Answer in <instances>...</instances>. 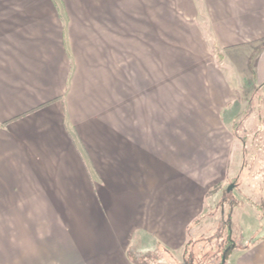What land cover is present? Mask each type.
<instances>
[{
    "label": "crops",
    "instance_id": "1",
    "mask_svg": "<svg viewBox=\"0 0 264 264\" xmlns=\"http://www.w3.org/2000/svg\"><path fill=\"white\" fill-rule=\"evenodd\" d=\"M199 4L220 58L264 90V0ZM159 58L158 0H0V264L184 255L248 90L214 65L182 103ZM192 100L214 111L193 137ZM242 245L227 263L264 264V212Z\"/></svg>",
    "mask_w": 264,
    "mask_h": 264
},
{
    "label": "rangeland",
    "instance_id": "2",
    "mask_svg": "<svg viewBox=\"0 0 264 264\" xmlns=\"http://www.w3.org/2000/svg\"><path fill=\"white\" fill-rule=\"evenodd\" d=\"M199 5V0H158L160 86L173 85L175 97L182 103L186 96L205 97V87L209 83L206 76L208 72L215 73L214 65H217L227 73L229 83L248 90L236 93L240 101L244 98L245 102H240L232 121L228 119L226 124L230 130L229 137L233 138L232 151L235 152L233 159L228 157V163L233 162L229 165L236 166L237 171L232 173L233 169L229 167L220 175H208L205 187L210 188L205 192L204 213L188 231V244L183 256L182 252L171 253L168 259L165 255L154 254L141 258L142 264H229L232 252L243 248V242L257 230L263 217L264 90L255 88L249 78H242L238 71L229 69L224 59L220 58L208 24L203 21V15L200 19L198 17ZM252 84L253 88H249ZM192 86L198 87L199 92L183 93L186 87ZM185 109L194 121L190 127L191 136H194L193 133L202 134L204 126L198 124L203 121L199 115V103L193 100L190 104L187 102ZM211 112L202 107L201 115L207 118L209 128H213L214 123V117H211L214 111ZM91 181L95 187L101 184L97 175ZM218 181L221 183L216 184ZM229 186L232 188L227 191ZM81 188L78 189L80 195L76 191L74 194L82 197L84 191ZM226 250L229 254L225 253Z\"/></svg>",
    "mask_w": 264,
    "mask_h": 264
},
{
    "label": "trees",
    "instance_id": "3",
    "mask_svg": "<svg viewBox=\"0 0 264 264\" xmlns=\"http://www.w3.org/2000/svg\"><path fill=\"white\" fill-rule=\"evenodd\" d=\"M226 227H227V229L229 230V224H228V223H226ZM227 248H228V247H227ZM225 253H226V254H229V251L226 250ZM226 254H225L224 256H226Z\"/></svg>",
    "mask_w": 264,
    "mask_h": 264
},
{
    "label": "water",
    "instance_id": "4",
    "mask_svg": "<svg viewBox=\"0 0 264 264\" xmlns=\"http://www.w3.org/2000/svg\"><path fill=\"white\" fill-rule=\"evenodd\" d=\"M231 188H232V186H229V187H228V189H227V191H230V190H231Z\"/></svg>",
    "mask_w": 264,
    "mask_h": 264
}]
</instances>
